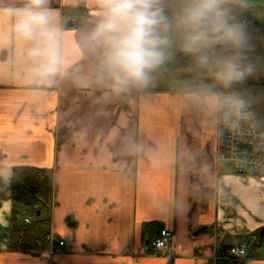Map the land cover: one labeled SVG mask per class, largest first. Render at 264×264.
<instances>
[{
  "label": "crops",
  "instance_id": "1",
  "mask_svg": "<svg viewBox=\"0 0 264 264\" xmlns=\"http://www.w3.org/2000/svg\"><path fill=\"white\" fill-rule=\"evenodd\" d=\"M247 5L260 7L264 30V0ZM50 7L64 49L55 78L30 77L17 45L0 46V264H227L215 257L238 244L247 245L245 264H264V176L217 163L218 121L197 92H113L81 41L96 0ZM66 8L85 11L78 28L63 27ZM9 27L0 21V31ZM17 166L50 174L48 251L11 248L12 213L23 211L11 198ZM147 222L173 232L171 253L154 250Z\"/></svg>",
  "mask_w": 264,
  "mask_h": 264
},
{
  "label": "clouds",
  "instance_id": "2",
  "mask_svg": "<svg viewBox=\"0 0 264 264\" xmlns=\"http://www.w3.org/2000/svg\"><path fill=\"white\" fill-rule=\"evenodd\" d=\"M99 11L81 36L99 56L98 82L115 93L147 87L178 53L186 70L211 78L194 100L213 122L235 129L248 117V101L236 91L258 69L241 10L247 0H96ZM0 46L17 45L30 77L44 82L62 72L64 49L58 13L50 0H0Z\"/></svg>",
  "mask_w": 264,
  "mask_h": 264
},
{
  "label": "trees",
  "instance_id": "3",
  "mask_svg": "<svg viewBox=\"0 0 264 264\" xmlns=\"http://www.w3.org/2000/svg\"><path fill=\"white\" fill-rule=\"evenodd\" d=\"M260 7L248 6L241 10V19L248 26L250 37V58L257 65V71L244 83L236 85L233 90L245 94L250 102H254L257 107L255 111L260 118L255 123L264 128V53L262 51L261 40L264 37V30L259 22ZM85 11L66 8L63 10V27L78 28L83 22ZM179 60L183 63L185 71L188 60L179 53ZM210 84V83H206ZM202 84L197 83L194 89L185 84H173L171 87L159 89L154 87L133 88V92L142 94L146 92H175L186 93L197 91ZM247 88L245 89V87ZM13 185L11 198L15 204L22 206L23 211L14 210L11 217L10 243L14 250L28 252L48 251L52 248V220L50 217L52 207L53 185L48 171L32 166H17L13 169ZM30 218V224L25 223V219ZM161 226L158 222H147L143 225V232L151 235L152 239L158 235ZM260 236H264V228ZM238 264H245L241 260Z\"/></svg>",
  "mask_w": 264,
  "mask_h": 264
},
{
  "label": "built area",
  "instance_id": "4",
  "mask_svg": "<svg viewBox=\"0 0 264 264\" xmlns=\"http://www.w3.org/2000/svg\"><path fill=\"white\" fill-rule=\"evenodd\" d=\"M244 95V94H243ZM247 118L242 119L235 129L229 127L222 120L218 121V152L216 161L218 164H230L234 171L241 176H264V128L259 127L255 121L258 115L253 103L247 96ZM31 219L26 218V223ZM51 240L54 241L53 235ZM64 242L60 245L64 246ZM155 250L169 251L173 246V232L169 229H161L158 236L152 242ZM247 255L245 244L233 245L224 248L217 254L215 260L223 259L227 264H238Z\"/></svg>",
  "mask_w": 264,
  "mask_h": 264
},
{
  "label": "rangeland",
  "instance_id": "5",
  "mask_svg": "<svg viewBox=\"0 0 264 264\" xmlns=\"http://www.w3.org/2000/svg\"><path fill=\"white\" fill-rule=\"evenodd\" d=\"M253 3H256V0H247V4L251 5ZM249 55L252 56L251 53H249ZM184 58L186 59V61L188 60V58L186 57ZM164 73L171 77L170 81L167 80V78L164 76L165 75ZM197 83L206 85V83H211V78L191 72L189 73V75H186L185 68L183 66V63L179 60V53H178L176 58L172 62L163 66L155 74L154 79L149 84V86H153L155 88H163V87H167L166 85L185 84L190 88L194 89Z\"/></svg>",
  "mask_w": 264,
  "mask_h": 264
},
{
  "label": "water",
  "instance_id": "6",
  "mask_svg": "<svg viewBox=\"0 0 264 264\" xmlns=\"http://www.w3.org/2000/svg\"><path fill=\"white\" fill-rule=\"evenodd\" d=\"M247 88V86L245 87V89Z\"/></svg>",
  "mask_w": 264,
  "mask_h": 264
}]
</instances>
